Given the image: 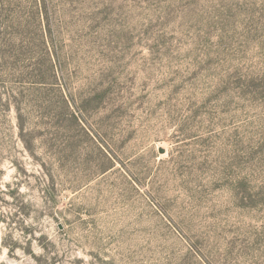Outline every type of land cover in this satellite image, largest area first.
Here are the masks:
<instances>
[{
  "label": "rangeland",
  "instance_id": "374dc122",
  "mask_svg": "<svg viewBox=\"0 0 264 264\" xmlns=\"http://www.w3.org/2000/svg\"><path fill=\"white\" fill-rule=\"evenodd\" d=\"M0 264H264V0H0Z\"/></svg>",
  "mask_w": 264,
  "mask_h": 264
},
{
  "label": "trees",
  "instance_id": "16d2710c",
  "mask_svg": "<svg viewBox=\"0 0 264 264\" xmlns=\"http://www.w3.org/2000/svg\"><path fill=\"white\" fill-rule=\"evenodd\" d=\"M52 75L54 78L53 80L55 82L53 84L56 86L57 91L61 94L63 107L66 108L68 111H70L71 116L72 118H74V120H76L79 123H82V117L86 111V107L78 106V104L76 103V101H74L73 98H69V96L66 95L64 87L60 81L61 78L58 72V67H56V63L55 64L53 63L52 65ZM106 156L108 157L107 154Z\"/></svg>",
  "mask_w": 264,
  "mask_h": 264
}]
</instances>
